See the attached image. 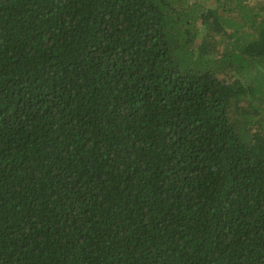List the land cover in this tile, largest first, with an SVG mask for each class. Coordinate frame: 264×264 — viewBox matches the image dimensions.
<instances>
[{
  "label": "trees",
  "instance_id": "16d2710c",
  "mask_svg": "<svg viewBox=\"0 0 264 264\" xmlns=\"http://www.w3.org/2000/svg\"><path fill=\"white\" fill-rule=\"evenodd\" d=\"M0 0V264H264V0Z\"/></svg>",
  "mask_w": 264,
  "mask_h": 264
},
{
  "label": "rangeland",
  "instance_id": "374dc122",
  "mask_svg": "<svg viewBox=\"0 0 264 264\" xmlns=\"http://www.w3.org/2000/svg\"><path fill=\"white\" fill-rule=\"evenodd\" d=\"M198 2H200V4H206V5H209V4H212L214 6V3H213V0H197Z\"/></svg>",
  "mask_w": 264,
  "mask_h": 264
}]
</instances>
